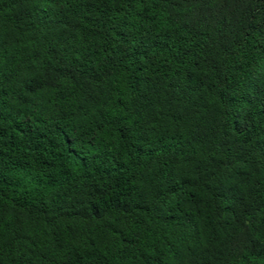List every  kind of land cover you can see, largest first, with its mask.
I'll list each match as a JSON object with an SVG mask.
<instances>
[{
	"label": "trees",
	"instance_id": "obj_1",
	"mask_svg": "<svg viewBox=\"0 0 264 264\" xmlns=\"http://www.w3.org/2000/svg\"><path fill=\"white\" fill-rule=\"evenodd\" d=\"M0 264H264V0H0Z\"/></svg>",
	"mask_w": 264,
	"mask_h": 264
}]
</instances>
